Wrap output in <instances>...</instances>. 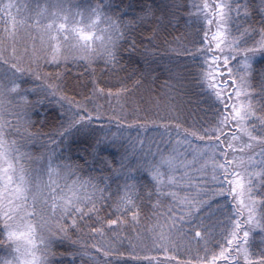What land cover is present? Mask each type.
Returning <instances> with one entry per match:
<instances>
[{
    "label": "snow or ice",
    "instance_id": "6c2138e0",
    "mask_svg": "<svg viewBox=\"0 0 264 264\" xmlns=\"http://www.w3.org/2000/svg\"><path fill=\"white\" fill-rule=\"evenodd\" d=\"M23 7L27 11L29 6ZM133 7L132 0L122 6L114 0H96L80 10L68 0H46L25 15L14 0H0V248L6 253L0 255V264H57L54 246L66 240L79 246L76 253L88 256L92 264L97 259L91 250L106 258L123 256L114 247L117 241L123 243L120 227L139 224L145 202L153 214L145 215V221L154 217L164 224L146 225L151 247L138 253V245L129 240L130 259L115 264H264V0L257 6L247 0H202L190 6L187 14L195 18L190 23L207 28L174 38L177 47L168 51L177 59H170L172 66L166 71L179 87L184 80L199 87L207 106L205 118L183 129L177 122L174 138L171 125L161 123L165 130L161 136L167 134L168 144L174 146L167 155L158 148L159 158L148 159L152 154L144 153L139 135L130 138L118 167H113L116 161L104 153L110 148L119 152L124 145L116 137L93 139L90 126L105 118L108 123L124 119L111 100L119 103L129 89L106 90L93 79L91 95L85 102L77 101L63 95L61 69L83 64L94 77L92 65L101 58L115 70L125 44L132 52L137 49L132 36L136 21L150 18L155 22L153 31H159L173 24L182 5L144 0L140 13L125 20ZM76 16L81 17L79 22ZM46 66L56 70L46 71ZM134 83L139 86L142 81ZM49 96H59L69 107L63 110L61 104L62 119L54 132L33 133L32 115ZM96 96L107 99L111 114L103 105L89 107ZM144 126L138 124V132ZM80 134L85 136L82 158L86 164L100 165L99 176L84 179L79 164L55 162L56 149L63 145L71 150L73 137ZM42 135L48 136L42 146L54 147L46 158H38L39 167H33L36 160L22 149ZM129 152L136 156L135 163ZM105 170L122 181L115 191L108 182L111 175H103ZM85 229L96 242L71 240L70 231ZM136 240L142 243L144 237L137 232ZM182 241H187L188 251L196 246V254L188 260L169 255ZM153 250L165 259L149 255Z\"/></svg>",
    "mask_w": 264,
    "mask_h": 264
},
{
    "label": "rangeland",
    "instance_id": "374dc122",
    "mask_svg": "<svg viewBox=\"0 0 264 264\" xmlns=\"http://www.w3.org/2000/svg\"><path fill=\"white\" fill-rule=\"evenodd\" d=\"M15 3L21 5V11L27 15L34 11L35 6L37 3L43 5L46 3V0H14ZM71 5H79L80 10L87 7L88 5H94L96 0H68ZM130 0H117L114 3L117 5L128 4ZM134 7L128 10V14L125 16V20H129L130 18L133 19L134 15L133 9H136V6H139L144 0H132ZM158 2V0H157ZM209 3H213L214 0H208ZM245 0H240V3H244ZM249 4L252 6H257L260 4V0H247ZM168 3H177L182 5L180 8V12L178 11L177 16L180 22L177 24L168 25L166 27H161L159 31L154 32L153 29L155 28V22L152 21L150 18L147 19L145 27L140 26L138 30H134L132 32L133 38L136 40L137 49L135 52L131 51V48L128 44L124 45L123 51H126L127 54L131 55H124L121 59V63L117 66L118 71V78L113 77L109 74L108 67H104L107 69L106 71L102 72L100 69L102 67H97V71L95 74L96 77L100 76L102 79H106L107 85L109 88L116 89V79H118V84L122 81L123 85L129 89L126 95L122 96L117 103L115 98H112L111 104L116 109L118 115L124 117L122 119L125 123H130L133 121H137V117L139 120L137 122H145L148 126L155 127L154 129L149 132L147 138L153 139L156 138L154 143H149L148 141L143 142V149L148 148L151 144L154 146L151 147L150 152L152 155L148 157V159H152V156H156L159 158V155H155L154 153H158V148L160 149V143H167L169 140V136L167 134L161 137V133H164V128L160 127L161 123H167L171 125V135L175 137V130L174 126L177 122H180L182 125V129L189 127L197 120H203L204 113L207 109V106L202 102L203 97L200 95V89L196 86V84L190 80L183 81V87L177 86V81L174 79H170L169 73L166 71L167 67H171L172 65L169 63L170 59L174 60L173 57H169L167 60H162L158 62L156 66H149L148 69L146 68L145 61L141 58L145 56L146 49H150V43L145 41L148 36H152L156 39L157 44L163 48L165 51L170 48H175V37L181 36L182 34L192 33L196 29H204L207 28V25H203L197 23L192 25L190 23L191 20H194V17H189L187 12L190 9V6L193 3H202V0H168ZM24 5H28V10H24ZM77 9H73L76 11ZM181 13V14H180ZM182 16V18L180 17ZM255 19H259V16L256 13H253ZM87 18V14L85 13V20ZM75 20L79 22L81 20L80 16H76ZM71 24V20L69 21ZM148 23V24H147ZM79 26H84L80 24ZM105 25H101L104 27ZM3 28V22L0 21V29ZM215 31V27L213 26L211 31L209 32V38H211L212 32ZM161 32V33H160ZM160 33V35H159ZM204 32L200 30L199 32V39H203ZM167 41V43H166ZM168 44V45H167ZM157 45V46H158ZM166 46H168L166 48ZM191 47V45H189ZM143 50V51H142ZM122 54V53H121ZM135 55V56H133ZM131 56V59H129ZM102 60L101 58H97L95 62ZM74 65H69L67 70L61 69L63 72V91L66 96L73 98L77 101L85 102V97L88 96L89 91L84 88V85L81 83V77L79 76V72L84 75L87 71L84 72L83 67L80 70L72 67ZM159 66V67H158ZM54 66H46L45 70H53ZM151 69V70H149ZM154 71V72H153ZM143 74V75H142ZM86 76V75H85ZM121 80H120V79ZM140 79L142 84L136 87L137 85L134 82ZM149 79V80H148ZM76 86V87H75ZM136 87V88H135ZM117 90V89H116ZM115 90V91H116ZM132 91V92H130ZM34 99V97H32ZM67 102V101H66ZM108 102V101H107ZM54 104V103H53ZM44 111H41L39 108L35 114L32 115V120L35 121V127L31 128L30 130L33 133L39 132L44 134H50L54 132L58 125L61 122V112L62 109L59 107H54L52 105H45ZM93 105L89 103V107ZM69 107L68 103L64 104L63 110H66ZM104 109L108 114H111V109L109 108V104L107 103L104 106ZM155 121V123H152ZM181 129V130H182ZM144 133L141 134L140 138H143ZM125 135H129L128 133ZM17 137H9V139H16ZM131 137H125V143L129 144V139ZM159 138V141H157ZM166 138L168 139L166 141ZM161 139V141H160ZM141 140V139H139ZM48 141L47 135H42L38 139H34L28 142L23 151H26L31 154L36 163H34L33 167H39L40 161L38 158L40 157H47L49 149L53 146L50 144L47 147L42 145L46 144ZM142 141V140H141ZM139 146L140 144L137 143ZM167 145V146H166ZM163 144L166 147L167 152H164L167 155L171 152L173 144ZM32 146V147H31ZM258 150V149H257ZM145 152V150H143ZM149 151L146 150V153ZM58 159L55 160L57 164H66L65 161L62 160L61 154L56 151ZM47 179V177H45ZM231 202V197L228 198ZM234 203V202H231ZM52 226H55L54 221L49 222ZM164 224V223H163ZM152 226H155L152 224ZM47 227V226H46ZM119 234L121 236L122 231L119 230ZM125 235V234H124ZM149 234L142 232V237H144L143 242L141 243L144 250H147L151 247V242L147 239ZM84 236V235H83ZM87 237V236H85ZM120 242H116L114 247L119 245ZM187 241H182L181 246L177 252L169 253V255H175L177 259H186L188 260L191 256L196 254V246L193 244L191 251L186 250ZM159 254L163 256L162 253H158L156 251H151L150 253ZM203 255V252L200 253ZM220 262V263H219ZM219 264H223V261H219Z\"/></svg>",
    "mask_w": 264,
    "mask_h": 264
},
{
    "label": "trees",
    "instance_id": "16d2710c",
    "mask_svg": "<svg viewBox=\"0 0 264 264\" xmlns=\"http://www.w3.org/2000/svg\"><path fill=\"white\" fill-rule=\"evenodd\" d=\"M115 2H117V0H115ZM180 10H179V12H180ZM139 13H140V7L136 6V9H133V13L132 14L135 17ZM180 17L182 18L181 15H180ZM123 18H125V17H123ZM129 20H133V19L130 18ZM146 22H147L146 20L143 21V22L136 21L133 24V29L134 30H136V29L138 30V28L140 26L145 27ZM178 22H180V20L178 19V16H177V18L175 20H173V24H177ZM160 33H159V35H160ZM145 41H148L150 43V46H149L150 49H146V52L144 53L145 56H143L141 59L143 61H145V64L147 65L146 66L147 69L149 68L148 65L149 66L150 65L151 66H156V65H158V62H161L162 60H167L169 57H173L174 60L177 59L176 56H175V53H172V52L168 51V49L165 51L163 48H161L157 44V41H156V39L154 37L148 36V38H146ZM175 45L177 47L176 42H175ZM167 47L168 46H166V48ZM121 53H122L121 54L122 57H124V58H125L124 55H131V54H127L126 51H123V49H122ZM133 56H135V55H133ZM181 59H183V58H181ZM72 67H75L77 70L78 69L80 70L81 67L85 68L83 66V64L74 65ZM92 67L95 68L96 71H97V67L98 68L102 67L101 69L99 68L102 72L107 70V69L104 68V67H106V65H105V62H104L103 59L98 61V62H95L92 65ZM52 68H54V67H52ZM55 70L56 69L46 70V71L54 72ZM83 70L85 72V69H83ZM149 70H151V69H149ZM96 71H95V74H97ZM79 73H80L79 76L81 77V83L84 85V88L87 91H89L88 96H90L91 92H92V83L91 82H92L93 79H95L97 81V86L98 87H103L106 90L109 88L108 86H106L107 85L106 84L107 83L106 79L103 80L101 76H100V78L96 77V75L94 77L91 76L90 75V70L87 71L84 75L81 74L82 72H79ZM109 74L111 76H113V77H117V78L119 77L117 69H115V70H110L109 69ZM115 85H116L115 86L116 89L124 86L122 81L118 84V79H116ZM133 85H135V84H133ZM136 87H138V86H136ZM63 88H64V86H63ZM112 90L115 92L114 89H112ZM130 92H132V91H130ZM63 95H66L64 93V91H63ZM89 103H91L92 105L93 104H95V105H103V109H104V106L108 102H107V99L104 96H96ZM43 104H45L47 106L48 105H52L54 107L56 106V107H59L61 109V104H63V108H64V104H67V102L66 101H61L59 96H49L47 100H44ZM39 109L41 111H44V106H40ZM130 123H132V122H130ZM128 124L129 123H125L123 120H121L119 123L116 120H113L111 123H108V120L105 118L102 121H94L93 124L90 126L91 129L94 130V131L91 132V137L93 139L94 138H103L105 136L108 139H112L113 137H116V138H118L119 143L124 145V147L120 148L119 152H116L115 149H111L110 148L104 153V155L110 161H116V163L113 164V167H118V161L120 159V155L124 153V148L129 147V144L125 143V137L126 136H128V137L130 136L131 138L134 139V138L137 137V135H139V139H141L143 142L149 140V143H154L156 141V138H154V137H153V139L147 138L148 135H149V132H151V130L155 128V127L148 126L149 123L146 124L145 122H143V123L142 122H137L136 124H133V127H131V128L128 127ZM138 124L145 125L144 127H140L139 128V132H138ZM58 127H59V125H58ZM125 132H126V134L128 133L129 135H125ZM142 133H144L143 134L144 136H143V138H140ZM73 140L75 141V143L73 144L71 150H69L67 147H65L63 145L60 148L56 149V151L61 154L60 156H62V160L65 161L66 164H70V165L79 164L81 166V171L79 172V175H81L84 179H87L89 175H93V176L101 175V173L99 172V167H100L99 164H94V163H91V162L86 164L84 159L82 158L85 155V153L83 151L84 143H85L84 134H80L79 137H73ZM167 140L168 139L166 138V141ZM157 141H159V138H157ZM160 141H161V139H160ZM158 143H160L159 144L160 145V149L159 150L163 151V152H167V149H166V147L163 146V144L166 145V144H168V142L167 143L158 142ZM51 146H53V145H51ZM153 146L154 145L151 144L148 148L143 149V150H145L144 153H146V150L150 151L151 147H153ZM140 147H141V145L138 146L136 144V148L138 150L140 149ZM154 154L155 155H159V153H154ZM137 155H142V154L138 152ZM129 159L133 163H135L136 156H133L131 154V152H129ZM89 161H91V157H89ZM103 175H111V179L108 182L111 184V187H112L113 191L116 190V187H117L118 184L122 183V181L118 177H116L114 174H110L109 170H105ZM130 215L131 214H129V220H130ZM145 215H147L148 217H152L153 216L152 210H151V206L148 205L147 202H145V205L142 206V212H141V217H140L141 222L139 224L133 225L131 223H126L124 225H121L120 230L122 231V234H121L120 237L122 238L123 243L122 244L120 243L119 245H117L115 247L119 248L120 252L124 253L123 256L116 255V256H113V257H110V258H106L102 254H96L94 252V250H91L90 254L96 256L97 264H104L106 259H111L112 260V264H115V262L117 260L124 261V260L130 259L129 253L132 251V248L129 246V240H131L133 244L138 245L137 248H136V251L138 253H142V251H146L142 247L141 243L136 240L137 232H139L140 235H142V232L144 231L146 225L148 227H152V224H154V225H157V224L163 225L164 221L162 219L157 221L154 217L150 221H145V219H144ZM113 218H115V217H113ZM0 227H2V226H0ZM86 233H87V230L85 229V231L83 233H75V232H71L70 231L69 235L71 236V240L81 239L82 242H87L89 245H91L92 243L96 242L89 235H87ZM85 236H87V237H85ZM96 239L98 240L99 238L97 237ZM77 247H79V246L74 247L71 244L70 240H66L63 243L56 244L54 246V251L56 253V256L54 257V259L57 262V264H72L74 256H75V264H92V262L89 260L88 256H81V255L76 253V248ZM150 252H148L149 255L158 256L161 260L165 259L164 255L160 256L159 254H155L153 252L150 253ZM0 255H6V253H5L3 248H0ZM181 260H186V259H181ZM172 264H176V262L173 261Z\"/></svg>",
    "mask_w": 264,
    "mask_h": 264
}]
</instances>
